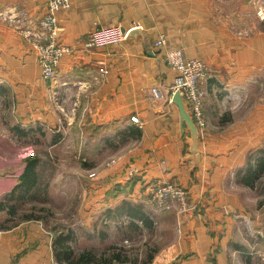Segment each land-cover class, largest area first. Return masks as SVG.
<instances>
[{"label": "crops", "instance_id": "0c3cea01", "mask_svg": "<svg viewBox=\"0 0 264 264\" xmlns=\"http://www.w3.org/2000/svg\"><path fill=\"white\" fill-rule=\"evenodd\" d=\"M48 2L0 0V86L10 121L59 133L55 146L70 140L71 154L78 137L85 154L99 133L138 126L136 145L97 173V198L120 184L114 202L151 205L148 182L168 180L197 204L195 211L176 203L163 211L176 219L179 234L151 264H264V178L242 177L248 153L264 148V18L253 0H68L56 17L59 41L71 51L60 58L53 82L43 78L35 45L21 31L37 24ZM99 25L141 32L87 48V33ZM160 34L164 47L154 45ZM172 48L208 66L204 131L194 129L185 104L187 117L166 99L175 71L162 53ZM154 86L162 99L152 98ZM26 156L0 132V200L18 183ZM51 240L37 219L0 228V264H58Z\"/></svg>", "mask_w": 264, "mask_h": 264}, {"label": "rangeland", "instance_id": "374dc122", "mask_svg": "<svg viewBox=\"0 0 264 264\" xmlns=\"http://www.w3.org/2000/svg\"><path fill=\"white\" fill-rule=\"evenodd\" d=\"M9 107L0 86V132L11 137L23 149L24 155L36 153L40 160L37 186L28 193H16L0 201L1 229L23 220L37 219L52 233V249L54 237L69 235L65 241L73 256L69 257V262L65 260L58 264H76V257L86 251L94 255L89 264H151L179 234L176 219L163 213L175 206L174 202L168 208H161L151 201L152 206L139 200L122 199L130 206L139 205L144 217L138 219L126 214L118 216L123 213L122 200L114 202L113 186L101 198L93 191L94 185L98 184L99 170L112 166L121 152L136 145L139 137L122 136L121 131H126L127 127H120L110 135L99 133L101 138L92 137V150L85 154L81 153L82 139L78 137L75 142L79 147L71 154L66 151V142L68 147L71 141L64 140L55 146V141L60 140L59 133L54 134L43 126L28 128V135H16L11 126L17 122L10 121ZM127 174L133 175V169H128ZM261 177L264 178V171L257 179ZM186 209L195 211L197 204L188 203Z\"/></svg>", "mask_w": 264, "mask_h": 264}, {"label": "built area", "instance_id": "2783aa9c", "mask_svg": "<svg viewBox=\"0 0 264 264\" xmlns=\"http://www.w3.org/2000/svg\"><path fill=\"white\" fill-rule=\"evenodd\" d=\"M257 15L264 18V0H253ZM68 0H49L46 9L37 24L32 28L21 29L23 36L34 43L37 51V61L41 67L42 76L45 80L53 82L56 77V68L64 53L71 51L68 45L59 41V25L56 11L60 7H66ZM130 29H122L119 25L96 26L87 33L84 45L87 48H99L115 45L128 37ZM166 40L160 34L154 41L157 47H164ZM162 60L166 66L175 71L171 85L167 87L166 99L171 101L172 95L179 91L192 120L199 131L206 128V117L203 109L206 90L203 86L208 76L207 64L199 58L185 57L182 49H165ZM99 72L104 74L105 70L100 67ZM153 99H162L164 93L160 87L151 88ZM131 121L139 124L136 116ZM114 162V160H112ZM150 201L161 208H168L174 202L181 211L186 209L188 192L184 187L168 180H155L146 185Z\"/></svg>", "mask_w": 264, "mask_h": 264}, {"label": "trees", "instance_id": "16d2710c", "mask_svg": "<svg viewBox=\"0 0 264 264\" xmlns=\"http://www.w3.org/2000/svg\"><path fill=\"white\" fill-rule=\"evenodd\" d=\"M28 128L31 127H22L20 123H16L11 126V131L16 135L25 136L28 135ZM122 136H134L140 137L141 130L138 126L127 127L126 131H121ZM260 155L255 154L254 152H249L247 155L246 167L243 173V179L246 183L252 182L255 180L260 172L264 171V148L260 149ZM40 157L36 153L29 154L25 157V164L23 170L19 176L18 183L11 189L10 192L6 193L0 201L5 200L6 198L14 196L16 193H28L34 189L38 184V172L37 167L39 164ZM120 184L114 186L115 189L120 188ZM121 205L123 207V213H119L118 216L126 214L133 218L143 219L144 214L138 204L130 206L128 201L122 200ZM125 205V206H124ZM134 207V208H133ZM115 208V207H114ZM112 209V208H111ZM119 207H117V210ZM116 210V208H115ZM69 235H57L53 240V252L55 259L58 263L67 260L69 262V257L73 256V252L69 244L66 243V239ZM91 259H94V255L91 252H83L79 254L76 259V264H86L90 262ZM89 264V263H88Z\"/></svg>", "mask_w": 264, "mask_h": 264}, {"label": "water", "instance_id": "95a60500", "mask_svg": "<svg viewBox=\"0 0 264 264\" xmlns=\"http://www.w3.org/2000/svg\"><path fill=\"white\" fill-rule=\"evenodd\" d=\"M123 30H124V28H122ZM139 32H141V28L140 27H135V28H133V29H130L129 31H128V36L130 37H132V36H134V35H137V33H139ZM171 101L173 102V103H175L177 106H178V108H179V110L181 111V113L185 116V117H187V113H186V111H185V108H184V103H183V100H182V98H181V95H180V93H179V91H176L173 95H172V97H171ZM193 124H194V122H193ZM192 124V125H193ZM194 129L196 130L197 129V127L195 126V124H194Z\"/></svg>", "mask_w": 264, "mask_h": 264}]
</instances>
